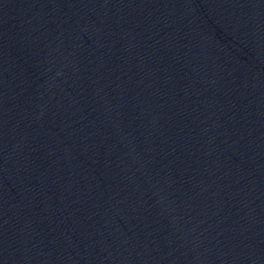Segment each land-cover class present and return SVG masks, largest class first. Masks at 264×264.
Wrapping results in <instances>:
<instances>
[{"label":"water","instance_id":"95a60500","mask_svg":"<svg viewBox=\"0 0 264 264\" xmlns=\"http://www.w3.org/2000/svg\"><path fill=\"white\" fill-rule=\"evenodd\" d=\"M11 264H264V0H0Z\"/></svg>","mask_w":264,"mask_h":264}]
</instances>
